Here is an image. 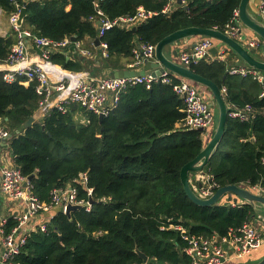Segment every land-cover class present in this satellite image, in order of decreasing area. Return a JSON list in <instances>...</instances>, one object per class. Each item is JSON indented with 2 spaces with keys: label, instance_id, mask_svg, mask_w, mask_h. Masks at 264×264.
Instances as JSON below:
<instances>
[{
  "label": "trees",
  "instance_id": "1",
  "mask_svg": "<svg viewBox=\"0 0 264 264\" xmlns=\"http://www.w3.org/2000/svg\"><path fill=\"white\" fill-rule=\"evenodd\" d=\"M95 2L109 19L133 16L139 8L157 13L135 31L115 28L98 39L107 45L104 65L115 69L116 60L131 59L137 44L156 46L171 33L189 27L223 31L240 0H185L187 5H177L169 15L161 14L165 0H44L26 5L23 29L54 41L76 37L94 47L97 31L87 19L95 15ZM0 7L7 13L13 10L7 0H0ZM14 42V34L0 37V63ZM63 52L52 53L50 62L64 71H85L86 63L72 44ZM230 57L238 58L232 52ZM229 63L202 60L189 66L220 91L225 89L222 95L228 111L253 108L247 122L227 119L220 151L226 150L218 157L219 151L205 168L219 188L259 184L264 189L262 89L251 78L229 75ZM179 79L171 76V84L156 83L150 89L128 87L107 117L99 120L90 115L89 124L82 125L71 113L55 110L41 119L35 83L8 85L0 74V117L11 134L9 150L33 193L48 204L54 190L72 187L78 200L92 201L89 212L81 208L70 219L59 212L45 233L32 232L15 263L139 264L143 261L138 250L149 264H189L182 253L186 243L178 232L161 228L180 224L194 236L224 238L229 230L256 218L257 211L249 204L199 207L185 196L180 170L209 137L205 140L197 130L175 128L184 117L183 102L172 89ZM31 117V126L24 127ZM80 174H86L85 184ZM87 189H92L90 197ZM6 220L7 232L16 222Z\"/></svg>",
  "mask_w": 264,
  "mask_h": 264
},
{
  "label": "built area",
  "instance_id": "2",
  "mask_svg": "<svg viewBox=\"0 0 264 264\" xmlns=\"http://www.w3.org/2000/svg\"><path fill=\"white\" fill-rule=\"evenodd\" d=\"M44 0H7L12 6L11 12H6L0 7V18H5L7 22L6 30L0 25V37L8 38L12 34L15 42L9 49L6 60L0 63V74L5 84L18 83L27 87L30 83H35V92L40 97L38 113L40 118H46L55 110L61 114L71 113L74 108H79L84 113V118L80 121L82 125L89 124V116L107 117L118 104L121 94L131 86L143 85L150 89L152 84H171L172 75L164 71L160 76L131 78H113L112 76L94 77L88 73H72L64 71L50 62V56L57 51L68 49L71 44L74 51L82 57H89L90 53L82 49V42L71 41V38H64L61 41H54L48 38L33 34L29 29L17 26V20L23 7L31 2H41ZM161 14L169 15L177 6H185V0H165ZM95 15L87 19L96 27L97 39L102 38L112 29H131L145 22L149 17L156 16L157 13H146L141 8L133 16H120L114 19L107 18L94 3ZM264 18V0H260L258 13ZM238 22V10L233 12L230 21L225 26L223 32L229 38L241 42L246 48L254 51H261L262 42L255 36H250L241 40V29L236 25ZM217 30L216 28H213ZM218 44L217 41L207 37H201L188 50L180 51L178 54L179 64L189 68L191 64H196L202 60L218 61L227 63L230 51L221 48L212 57L209 51ZM38 50L39 55L32 58L31 48ZM98 48L101 50V57L106 59L107 45L100 42ZM155 46L150 44H137L131 51V59L128 70H140L147 62H154ZM264 56V55H263ZM48 66V68H46ZM227 72L232 76L251 78L261 86L259 99L264 98V72L258 71L245 64H233L228 66ZM176 77V76H175ZM173 85L174 93L182 100L184 109L183 119L176 124L175 128L181 131L204 130V133L214 127L213 101L207 100L196 88L195 85L179 79ZM222 94L225 89H222ZM253 117V108L250 105L244 108H233L228 111V118L247 122ZM203 133V134H204ZM10 132L5 128L3 118L0 117V192L12 201L22 204L21 215L14 218L15 226L6 232L7 220L0 219V264H17L14 258L19 255L22 248L32 232L40 231L45 233L48 225L56 214H64L66 206L85 205L84 209L89 212L92 204L88 201L77 199V190L72 187L54 190L48 204L40 201L33 193V186L29 179L21 174L19 169L11 167L7 162ZM6 145L8 148H6ZM4 150V151H3ZM264 164V159H262ZM79 180L86 183V174H80ZM189 184L196 196L201 200H207L216 192L219 187L213 182L208 171L190 174ZM248 192L264 197V189L259 185L238 186ZM87 195H92V189H87ZM234 195H227L218 202L217 206H229L237 208L247 204L243 200L234 201ZM257 213L255 219L245 222L242 227L236 230H229L224 238L212 237L205 239L192 235L180 224H169L161 228L178 232L180 238L186 243L182 253L188 258L189 264H247V260L261 251L264 243V217ZM139 264H149L148 261Z\"/></svg>",
  "mask_w": 264,
  "mask_h": 264
},
{
  "label": "water",
  "instance_id": "3",
  "mask_svg": "<svg viewBox=\"0 0 264 264\" xmlns=\"http://www.w3.org/2000/svg\"><path fill=\"white\" fill-rule=\"evenodd\" d=\"M250 1L251 0H240L238 6V22L236 23V25L241 29V40H244L249 36H255L262 42L261 54L264 55V18H261V16H259L258 14L254 15L249 12L248 7ZM177 3L181 4V0H178ZM26 15V8L23 7L20 11L16 23L17 26H22ZM131 30L135 31V27L131 28ZM201 37L211 38L218 42V44L209 51L212 57H215V55L221 48H225L232 52L235 56H237L239 60L246 66L264 72V60L255 57L256 51L246 48L241 42L229 38L219 30L189 27L175 31L158 42L154 50V62L145 63L143 67L138 71L128 69L114 71L112 72V77L118 79L144 77L148 75L157 77L160 76L164 71H168L172 75L182 80L205 88L211 94L214 106H216L217 108V121L213 133L211 134L209 140L203 146L199 154L192 161L185 164L180 170V180L183 187V192L193 204L199 207L217 206L221 198L227 195H234V201L240 199L249 204L253 209H264V197L256 196L238 186L230 185L221 187L217 189L213 196H211L209 199L201 200L196 196L189 184V175L203 171V169H205V167L208 165L210 159L217 156V154L219 153L222 140L224 138L226 122L228 119V109L223 99L222 92L215 83L200 75L195 74L189 68L183 67L178 62L168 59L164 55V49L167 46H173L178 42L186 39ZM71 41L75 42L76 37H72ZM94 45L96 47L99 46L98 39L94 40ZM176 51L179 53V49H177ZM174 54L176 55V53ZM98 119L102 120L103 117L99 116ZM33 121L34 118H29L25 122L24 127L31 126ZM197 131L200 133H204V130L201 128L197 129ZM16 169L18 168L16 167ZM90 204H92V201H90ZM84 207L85 205L68 204L66 206L64 215L70 219L72 212ZM218 239L220 240V237ZM135 252L143 262L147 261V257L144 254H142L138 250H136ZM255 264H264V255Z\"/></svg>",
  "mask_w": 264,
  "mask_h": 264
},
{
  "label": "crops",
  "instance_id": "4",
  "mask_svg": "<svg viewBox=\"0 0 264 264\" xmlns=\"http://www.w3.org/2000/svg\"><path fill=\"white\" fill-rule=\"evenodd\" d=\"M259 2H260V0H251V4L248 7V10H249L250 13H252L254 15H257ZM68 9L69 8H67V10ZM4 24H6V25L3 26ZM0 25L3 26L4 27L3 29H5V30H6V28H8L5 18H0ZM198 40H199V38H190V39H186V40L180 41V42H178L177 44H175L173 46H167L164 49V55L168 59H170L172 61L179 62V59H178L179 54H178V52L176 50L179 49V52L183 51V50H188ZM30 48H31L30 55L32 56V58H36L39 55L38 50H34V48H32V47H30ZM82 49L84 51L89 52L90 56L85 58V57H82L80 54H78L79 58H81L86 63V69H85V71H83L81 73H88V74H90L91 76H94V77L112 76V72L117 71V70L127 69L128 64L130 63L129 59L120 58V60H116L114 62V67H116L115 69L107 68L106 65H104V62L102 61L100 48L96 47L95 45H94V47L91 46V45L88 46L87 43L84 42V43H82ZM74 52L77 53L76 51H74ZM174 53H176V55ZM68 54L69 53L66 54L67 58L70 57ZM71 56H72V54H71ZM255 57L259 58L261 60H264V56L261 54V51H256ZM228 62H230L229 63L230 65H233V64H235V65L244 64L243 62H241L239 60V58H235V57H230L229 58V56H228ZM46 68H48V66H46ZM196 88L202 95H204V97L207 100L213 101L211 94L207 90H205V88L198 87V86H196ZM71 114L73 116V119L77 123L81 124L80 121L85 116L83 111L81 109H79V108H74L72 110ZM215 125L216 124H214V127L212 129L208 130L207 132H205L203 134V137H204L205 140L208 137L211 136V134L213 133V130L215 128ZM9 141L7 143L8 145H9ZM6 148H8L7 145H6ZM8 155H9V157H8V159H6V162L11 167H15L14 164H13V159H12V155H11L10 150L8 151ZM22 211H23L22 204H19L17 202H12V201L6 199L2 195V193L0 192V219H7L8 217L13 218V219L17 218V217H19L21 215ZM261 217H264V215H262ZM261 250L262 251L259 253V257H260V254L261 255L264 254V243H263V246H262ZM251 261H252L251 258L249 260H247L248 263L250 262L249 264H251Z\"/></svg>",
  "mask_w": 264,
  "mask_h": 264
},
{
  "label": "rangeland",
  "instance_id": "5",
  "mask_svg": "<svg viewBox=\"0 0 264 264\" xmlns=\"http://www.w3.org/2000/svg\"><path fill=\"white\" fill-rule=\"evenodd\" d=\"M251 4V1H250V3H249V5ZM252 14V13H251ZM6 20V19H5ZM6 24H4L3 26H5ZM213 116H214V122H215V124H216V121H217V116H218V113H217V108H216V106H214L213 105ZM225 148H222L221 149V151H220V153H219V155H218V157L221 155V154H223L224 152H225ZM258 208V207H257ZM256 210V209H255ZM264 209H257L256 211H257V213H259V214H261V215H264V211H263ZM262 251V250H261ZM260 250L258 251V252H256L253 256H252V261H251V264H255V263H257L258 262V260H260L262 257H263V255H261L260 254V257H259V253L261 252ZM254 259V260H253ZM254 261V262H253ZM250 263V262H249ZM248 263V264H249ZM225 264H228V263H225ZM229 264H234V263H232V262H230Z\"/></svg>",
  "mask_w": 264,
  "mask_h": 264
},
{
  "label": "bare ground",
  "instance_id": "6",
  "mask_svg": "<svg viewBox=\"0 0 264 264\" xmlns=\"http://www.w3.org/2000/svg\"><path fill=\"white\" fill-rule=\"evenodd\" d=\"M162 3V2H161ZM187 5V4H186ZM174 10V9H173ZM108 17V16H107ZM26 20V19H25ZM34 51V50H33ZM8 52V51H7ZM94 52V51H93ZM66 56V55H65ZM76 59V58H75ZM109 63V62H108ZM111 63V62H110ZM107 64V63H106ZM90 65V64H89ZM111 66V65H110ZM96 70V69H95ZM87 72V71H86ZM254 83V82H253ZM206 90V89H205ZM77 111V110H76ZM57 112V111H56ZM67 115V114H66ZM40 123V122H39ZM11 127V126H10ZM247 183V182H246ZM96 202V201H95ZM52 223V222H51ZM259 261V260H258ZM229 264V263H228Z\"/></svg>",
  "mask_w": 264,
  "mask_h": 264
}]
</instances>
